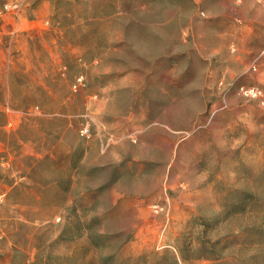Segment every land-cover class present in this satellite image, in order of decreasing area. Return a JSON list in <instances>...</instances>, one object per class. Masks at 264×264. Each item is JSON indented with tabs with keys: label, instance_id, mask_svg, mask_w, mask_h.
I'll use <instances>...</instances> for the list:
<instances>
[{
	"label": "rangeland",
	"instance_id": "obj_1",
	"mask_svg": "<svg viewBox=\"0 0 264 264\" xmlns=\"http://www.w3.org/2000/svg\"><path fill=\"white\" fill-rule=\"evenodd\" d=\"M240 86L264 0H0V264H264Z\"/></svg>",
	"mask_w": 264,
	"mask_h": 264
},
{
	"label": "built area",
	"instance_id": "obj_2",
	"mask_svg": "<svg viewBox=\"0 0 264 264\" xmlns=\"http://www.w3.org/2000/svg\"><path fill=\"white\" fill-rule=\"evenodd\" d=\"M239 91L248 97L256 98L259 100H264V91L261 90V88L256 86H240ZM155 209L158 207L155 205Z\"/></svg>",
	"mask_w": 264,
	"mask_h": 264
}]
</instances>
